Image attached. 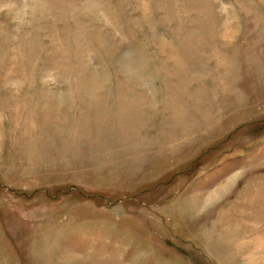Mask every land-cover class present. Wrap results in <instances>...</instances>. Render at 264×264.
I'll return each instance as SVG.
<instances>
[{
    "label": "rangeland",
    "instance_id": "rangeland-1",
    "mask_svg": "<svg viewBox=\"0 0 264 264\" xmlns=\"http://www.w3.org/2000/svg\"><path fill=\"white\" fill-rule=\"evenodd\" d=\"M0 264H264V0H0Z\"/></svg>",
    "mask_w": 264,
    "mask_h": 264
}]
</instances>
